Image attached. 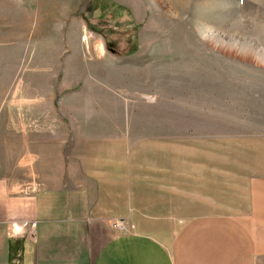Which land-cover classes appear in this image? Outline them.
Here are the masks:
<instances>
[{
    "label": "rangeland",
    "instance_id": "obj_1",
    "mask_svg": "<svg viewBox=\"0 0 264 264\" xmlns=\"http://www.w3.org/2000/svg\"><path fill=\"white\" fill-rule=\"evenodd\" d=\"M1 92L15 100L1 124L47 118L0 125L19 142L23 187L25 128L54 138L71 126L144 142L181 177L205 168L214 187L246 189L264 182V0H0ZM32 93L41 103L24 108ZM109 225L127 229L117 216Z\"/></svg>",
    "mask_w": 264,
    "mask_h": 264
},
{
    "label": "crops",
    "instance_id": "obj_2",
    "mask_svg": "<svg viewBox=\"0 0 264 264\" xmlns=\"http://www.w3.org/2000/svg\"><path fill=\"white\" fill-rule=\"evenodd\" d=\"M35 93L33 100L25 96L24 108L41 103ZM5 95L0 110L15 104ZM70 99H64L69 106ZM84 115L79 121L85 127L92 119ZM46 119L9 118L0 125ZM70 128L54 138L25 128L27 187L18 176L16 135L8 142L0 136V264H264L260 179L223 191L205 168L181 177L178 165L158 166V157L147 158L144 142L131 149L107 138L105 129L74 136ZM5 148L15 152L9 170ZM116 216L126 231L111 228Z\"/></svg>",
    "mask_w": 264,
    "mask_h": 264
},
{
    "label": "built area",
    "instance_id": "obj_3",
    "mask_svg": "<svg viewBox=\"0 0 264 264\" xmlns=\"http://www.w3.org/2000/svg\"><path fill=\"white\" fill-rule=\"evenodd\" d=\"M31 224H32V222H31ZM121 226V228L123 227V225H120Z\"/></svg>",
    "mask_w": 264,
    "mask_h": 264
}]
</instances>
